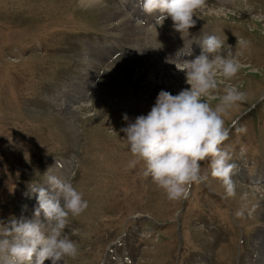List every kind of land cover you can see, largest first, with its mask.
Listing matches in <instances>:
<instances>
[{
  "label": "rangeland",
  "instance_id": "1",
  "mask_svg": "<svg viewBox=\"0 0 264 264\" xmlns=\"http://www.w3.org/2000/svg\"><path fill=\"white\" fill-rule=\"evenodd\" d=\"M247 1L248 7L239 8L205 0L202 7L210 12L194 11L196 24L187 31V36L194 34L191 38L215 34L226 39L241 64L236 76L218 84L213 93L217 99L208 101L215 106L226 84L245 94L224 116L226 127L236 123L220 145L235 165V195L226 196L206 159L200 164L207 181L193 183L187 199L169 200L150 177L143 176L142 161L128 167L134 157L121 131L150 111L160 90L175 95L190 87L182 71L161 64L154 53L166 49L157 45L160 31L140 26L145 31L144 47L157 67L182 73V80L166 76L156 90L150 83L140 87L124 76L112 83L110 72L121 71L129 57L144 51L135 52L125 34L129 28L119 27L126 18L135 22L125 0H104L106 12L92 15L76 7L75 0H0V219L28 215L35 198L26 195V181L43 174V182L49 168L54 172L52 160L58 159L65 163L61 172L66 175L73 163L76 174L68 179L88 201L79 216H69L65 231L78 243L79 252L74 259L65 257V264H254L256 248L264 238V190L256 188V177L263 176L264 169L255 167L264 164V20L256 19L264 16V0ZM213 9L225 16H214ZM97 35L104 36L103 46L108 40L112 49L107 65H99L100 59L93 61L95 66L77 58V43L101 46ZM69 39L75 41L72 48ZM227 50L222 48L221 54ZM88 77L95 86L91 99L81 103L78 96L68 98L74 85L78 88ZM88 89L81 86L80 92ZM70 101L69 115L59 108ZM240 127L246 131L238 133ZM247 179L251 184L245 183ZM242 206L245 215L237 217L234 213ZM247 210H252L251 215Z\"/></svg>",
  "mask_w": 264,
  "mask_h": 264
},
{
  "label": "clouds",
  "instance_id": "2",
  "mask_svg": "<svg viewBox=\"0 0 264 264\" xmlns=\"http://www.w3.org/2000/svg\"><path fill=\"white\" fill-rule=\"evenodd\" d=\"M204 3L205 0H137L144 12L160 13L156 17L157 25L162 26L170 17L174 29L181 33L189 32L196 24L193 13ZM256 19L264 20V16ZM225 40L215 34L198 39L201 48L198 55L189 49L186 55L191 59L173 62L185 74L190 87L175 95L160 90L150 111L136 116L121 129L134 157L128 167L142 161L143 176L150 177L169 200L187 199L193 183L207 181L200 164L206 159L211 176L221 181L226 196L235 195V165L230 163L231 154L220 145L228 139L236 123L233 121L226 127L224 116L245 99V94L237 86L226 84L219 102L215 106L208 102L217 99L213 93L218 84L232 79L241 67ZM238 43L244 41L239 39ZM222 48L228 49L224 55ZM123 119L128 121V115L124 114ZM236 131L241 133L246 129L240 127ZM49 169L42 183L28 186L26 195L36 200L33 217L0 219V264H44L45 260L50 264L61 261L65 264V257H77L79 245L65 230L69 216H79L88 208V201L70 180L60 179ZM245 211L242 206L234 214L243 217ZM251 211L247 210L248 215Z\"/></svg>",
  "mask_w": 264,
  "mask_h": 264
},
{
  "label": "bare ground",
  "instance_id": "3",
  "mask_svg": "<svg viewBox=\"0 0 264 264\" xmlns=\"http://www.w3.org/2000/svg\"><path fill=\"white\" fill-rule=\"evenodd\" d=\"M75 1H76V7H78L82 12L83 11H86V13L89 12L88 15H92L93 12H95V11H97V12L105 11L106 12V5L103 3L104 0L103 1L102 0H75ZM220 1H224L225 3H232V4H234L235 6H237L239 8L241 7V5H243L245 7H248V5H249L247 0H220ZM133 3H135V1H133ZM201 8L204 11L205 10L209 11V9H207L205 6L201 7ZM212 12L214 13L213 15L218 17V18L225 16L224 11H218L216 9L215 10L213 9ZM117 13H119L120 14L119 16H121L122 12L118 11ZM226 16H228L227 18H230V19L232 17L229 14H227V12H226ZM108 18L110 19V17H108ZM112 18H114L113 15H112L111 19ZM114 20H116V19H114ZM258 21L262 22L263 20H258ZM119 27H121L123 29L129 28V31L126 32L125 34L127 35L128 40L130 42H132L131 44H132L135 52L138 51V50H142V49H144V51H143L142 55H138V56L135 55V56H133L131 58V60H130V57H129L128 60H127V63H125L123 65V68L121 69V71L120 70L116 71L115 69L112 70L110 72V74H109L110 81L112 83L115 82V79L119 80L120 78L122 79L123 76H124V78H126V79L127 78H132L133 80H135L137 85H140V87L144 83H150L154 87V90H156L159 87L160 84H163V85L165 84L166 76H169V77L172 76V77L176 78V80H182V78L184 76L182 73H178V72L175 73V74L167 73V72L164 71L165 68H163V70H162L161 67L159 68V67L156 66L157 64H155V60L152 59L153 55L151 53H148V50H146V48L144 47L145 44H143V42H142V35L145 34V31H143L142 28L139 25H137L135 22L133 23L131 20L126 18L124 23H120L119 24ZM106 28H107V26H106ZM145 30H147V29H145ZM150 30H152V28ZM153 31L156 32V33H158V31H160L158 33V35L159 36L161 35L162 37L157 39V45L161 46L162 48H167L169 46H174V44H177V43L181 42L182 39L188 37L187 36V33H188L187 31H184L183 33H181L179 31H177L176 29H174L173 22L172 21L169 22V19L165 20L162 26L161 25H157L156 28L154 27ZM190 31L191 30L189 29V32ZM165 34H167V37L165 36ZM173 34H179V35L181 34V36L180 37H178L177 35L173 36ZM111 38H113V37H111ZM168 38H169V40H168ZM134 44H136V45L139 44V48H136V45H134ZM167 50L168 49H165V51H167ZM91 54L92 55H96L94 53V51L92 50V48H91ZM98 60H96V61H98ZM100 61H102V60H100ZM93 63L95 64V62H93ZM102 64H103V61L99 65H102ZM95 66H96V64H95ZM252 68H254V67H252ZM258 71H260V70H258ZM255 73H258V72L256 71ZM92 76H94V75L93 74L90 75V77H92ZM84 82L85 83L83 85H80L78 87L79 89L76 88L77 85H74L75 88L72 89V91L67 94V97L68 98L76 97L77 94H79V92L81 90V86H85L86 85V87H87L88 85H90L91 79L88 77V79L86 81H84ZM72 102L73 101H70L69 103H67V106L65 105V107H60L59 109L65 111V114L66 113L69 114V111L72 108L71 107V103ZM59 171L61 172V168H59ZM55 172H56L55 170H54V172L51 171L52 174H54ZM68 173H70V170L68 171ZM57 176L60 179L63 180L62 177H60L59 175H57ZM263 178H264V176L258 180V182H257L258 186H261L262 183H264L262 181V180H264ZM263 203H264V200H263ZM35 205H36V200L33 201V205H32L33 208L27 213L31 218L33 217L32 215H33V211H34V206ZM28 215H25V217H28ZM41 219H43V217H41ZM263 229H262V231L264 232ZM259 238H260V233H259ZM256 253H257L256 254L257 258H256L254 264H264V238H263V241L258 244V246L256 248ZM44 264H50V261L49 260H45Z\"/></svg>",
  "mask_w": 264,
  "mask_h": 264
}]
</instances>
